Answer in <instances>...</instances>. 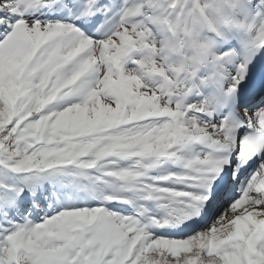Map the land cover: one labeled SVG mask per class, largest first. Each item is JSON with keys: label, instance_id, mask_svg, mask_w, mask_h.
<instances>
[{"label": "snow or ice", "instance_id": "6c2138e0", "mask_svg": "<svg viewBox=\"0 0 264 264\" xmlns=\"http://www.w3.org/2000/svg\"><path fill=\"white\" fill-rule=\"evenodd\" d=\"M0 264H264V0H0Z\"/></svg>", "mask_w": 264, "mask_h": 264}]
</instances>
